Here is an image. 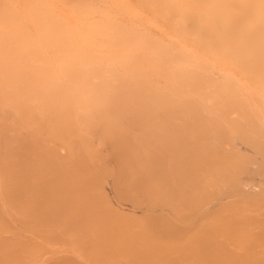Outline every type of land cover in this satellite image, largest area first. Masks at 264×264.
Listing matches in <instances>:
<instances>
[{
    "label": "bare ground",
    "instance_id": "bare-ground-1",
    "mask_svg": "<svg viewBox=\"0 0 264 264\" xmlns=\"http://www.w3.org/2000/svg\"><path fill=\"white\" fill-rule=\"evenodd\" d=\"M255 163L264 0H0V264H264Z\"/></svg>",
    "mask_w": 264,
    "mask_h": 264
},
{
    "label": "rangeland",
    "instance_id": "rangeland-1",
    "mask_svg": "<svg viewBox=\"0 0 264 264\" xmlns=\"http://www.w3.org/2000/svg\"><path fill=\"white\" fill-rule=\"evenodd\" d=\"M242 149H244V147H242ZM245 150V149H244ZM247 150V149H246ZM252 165V164H251ZM251 168L247 171V173H245L244 175H243V177L245 178L244 179V182H242L243 183V185H241L242 187H243V189L241 188V191L242 192H244V190L245 191H248V193H250V192H252V193H256L258 190L257 189H261L263 186H264V175H262V173L257 169V167L258 166H256V163L254 164V165H252V166H250ZM242 177V178H243ZM108 183H110L109 185H108ZM104 184H106L107 185V187H105L106 185H104L103 187H105V188H103V190L105 189L106 191L105 192H110V194L109 193H107L108 195H107V197L109 198V199H112L113 198V196H114V194L112 195V193L114 192V189L112 190V189H110L112 186H110L111 185V182H109V181H106ZM108 186H109V189L110 190H108ZM107 188V189H106ZM255 190H257L256 192H253V191H255ZM113 191V192H112ZM104 192V193H105ZM114 193H116V191L114 192ZM245 193H247V192H245ZM106 195V194H105ZM116 196V195H115ZM115 198V197H114ZM122 198H123V200L125 199V197H123L122 196ZM120 199H121V196H120ZM120 199L118 198V199H116V201L117 200H119V203H117V202H115V200L113 201V200H111V202L110 203H112L113 205V207L114 206H117L118 204V207H114L115 209H118V211H119V209L121 208V207H127V205L129 206V207H131V208H128L129 210H127L126 208L125 209H120V210H122V211H120V212H123L124 213V211L125 212H127V214H128V211L129 212H131L132 211V209L134 208L135 210H137V211H135L134 212V210L132 211L133 212V214L134 215H139V213L140 214H142V210H143V207H140V210L138 211V207H137V205H136V207L137 208H135L133 205L134 204H132V205H130L129 203H130V200H129V203L127 202V205H126V203H123V202H120ZM127 199V198H126ZM125 199V202L127 201ZM110 201V200H109ZM132 201V200H131ZM133 202V201H132ZM134 203V202H133ZM117 204V205H116ZM125 204V205H124ZM121 206V207H120ZM120 207V208H119ZM141 208H142V210H141ZM131 212V213H132ZM131 213H129L130 215H131ZM138 213V214H137ZM125 215H127L126 213H124ZM132 214V215H133Z\"/></svg>",
    "mask_w": 264,
    "mask_h": 264
}]
</instances>
